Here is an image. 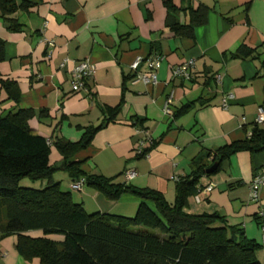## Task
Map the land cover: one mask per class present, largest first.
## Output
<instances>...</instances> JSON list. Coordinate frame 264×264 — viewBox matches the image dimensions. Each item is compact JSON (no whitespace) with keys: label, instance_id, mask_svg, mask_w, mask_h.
I'll return each instance as SVG.
<instances>
[{"label":"crops","instance_id":"obj_1","mask_svg":"<svg viewBox=\"0 0 264 264\" xmlns=\"http://www.w3.org/2000/svg\"><path fill=\"white\" fill-rule=\"evenodd\" d=\"M35 1L36 6L14 16L22 25L21 32H9L0 21L4 42L0 74L15 82L19 92L13 103L0 89V109H30L34 117L28 125L37 134L50 141L78 142L85 128L101 123L103 107H115L123 99L114 122L99 130L72 158L80 162L84 173L154 190L171 204L177 181L191 174L194 162L209 165L211 156L206 153L250 135L257 109L264 108V0H191L192 9H208L205 24L195 28L193 39L176 36L165 26L161 0ZM172 2L178 9L185 7L181 0ZM176 18L181 24L188 23L187 12L178 10ZM48 41L54 43L52 48L46 46ZM241 46L256 50L255 57L232 58ZM151 56L161 57L156 84L125 79L146 73L143 62L136 71L130 65ZM189 59L194 62L193 79H173L172 69ZM85 60L95 66L94 78L85 91L73 94L70 70ZM227 94L233 100L222 108ZM168 98L170 112L166 114ZM186 104H190L187 112L174 117ZM134 119L142 120L141 125H134ZM259 127L264 129V125ZM140 129L151 139L144 156L135 154L142 138ZM60 161L52 147L49 164ZM218 166L216 174L201 177L197 185L199 189L211 184L212 191L199 204L189 199L187 211L217 213L228 225L241 228L247 239L259 245L256 256L264 264L263 218L259 215L264 217V187L257 189V202L250 199L249 189L264 166V151H240ZM129 171L135 172L134 178H126ZM58 173L64 176L59 178ZM58 173L54 178L60 189L71 192L72 200L87 213L132 216L141 202L129 193L110 202L85 185L81 191H72L68 176ZM146 205L154 208L150 202ZM25 235L41 236L39 232ZM16 243L15 235L0 240V264H40L37 259H22Z\"/></svg>","mask_w":264,"mask_h":264},{"label":"trees","instance_id":"obj_2","mask_svg":"<svg viewBox=\"0 0 264 264\" xmlns=\"http://www.w3.org/2000/svg\"><path fill=\"white\" fill-rule=\"evenodd\" d=\"M161 1L166 9L165 26L176 36L193 39L195 28L205 24L208 9L204 6L192 9L191 0H181L185 7L180 9L172 0ZM36 5L35 0H0V21L9 32H21L22 25L14 16ZM178 10L188 13V23H179ZM255 54L256 50L241 46L231 57L247 59ZM3 60L4 42L0 39V63ZM0 89L7 100L17 103L16 83L1 74ZM120 104L103 107L101 123L85 128L78 142L50 141L37 134L28 125L34 117L30 109L9 112L0 109V240L16 235L18 255L26 262L37 259L40 264H260L256 256L259 245L247 239L241 228L228 225L217 213H189L187 206L197 193L199 179L219 171L218 166L213 174L207 175L206 170L212 164L220 165L240 151L251 154L264 151V129L254 125L243 141L206 153L211 156L209 165L194 162L191 174L177 181L170 204L154 190L86 174L80 162L72 160L99 130L114 122ZM189 108L190 104L183 105L174 117ZM133 121L134 125L142 123L139 119ZM52 147L61 157L56 165L49 164ZM58 172H64L72 184L83 180L85 186L110 202L124 193L138 197L141 202L133 217L87 213L72 200L71 192L60 189L54 178ZM24 179L32 184L40 182L42 186L21 187ZM146 202L154 208L150 209ZM28 232H39L41 236L31 238L25 235Z\"/></svg>","mask_w":264,"mask_h":264},{"label":"built area","instance_id":"obj_3","mask_svg":"<svg viewBox=\"0 0 264 264\" xmlns=\"http://www.w3.org/2000/svg\"><path fill=\"white\" fill-rule=\"evenodd\" d=\"M46 46L48 48H52L54 46V43L52 41L46 42ZM47 58L50 56V53L46 55ZM65 63L67 61H64ZM144 63L146 67L148 68V71L143 74H137L134 79L141 81L143 84H156V74L155 71L158 69L161 57L159 56H151L146 59H136L131 65L130 69L132 71H136L138 66L141 63ZM194 68V62L192 59H189L185 61L180 66H177L172 69L171 71V77L173 79H182L184 81H190L193 79L192 69ZM95 75V66L91 64L89 61H80L76 64H74L70 70V90L73 94H78L82 91H85L87 89V86L89 82L94 78ZM219 82V78L216 79ZM233 100L232 94H227L222 98L221 101V107L226 108L230 101ZM170 99L168 98L166 101V108H164V112L168 114L170 110L167 108V105L170 103ZM254 125L255 126H262L264 125V108L259 107L257 109L256 117L254 119ZM141 135V139L137 142L136 148H135V154L137 156H144V151L147 147L151 145V139L144 129H140L137 131ZM249 136V135H248ZM135 177L134 171H129L126 173L127 179H132ZM84 185L83 180H79L78 182H75L71 185L72 191H81L82 187ZM264 187V166L260 169L258 174L254 176L252 179L249 189H250V199L253 202L258 201V194L257 189ZM212 185L211 184H205L203 187H200L197 190V193L193 196V201L196 204L201 203L203 200V197L208 195L212 191ZM260 217L263 218V221L260 224V231L262 234V239L264 240V217L263 214H259Z\"/></svg>","mask_w":264,"mask_h":264},{"label":"rangeland","instance_id":"obj_4","mask_svg":"<svg viewBox=\"0 0 264 264\" xmlns=\"http://www.w3.org/2000/svg\"><path fill=\"white\" fill-rule=\"evenodd\" d=\"M59 178H62L63 176H64V174L63 173H58V175H57ZM32 185V183L29 181V180H27V179H24V180H22L21 182H20V186L21 187H33V186H31ZM38 188V187H37ZM61 190H64V187H61ZM72 196H75V192H74V194L72 195ZM135 214V213H134ZM134 214L132 215V216H124V217H133L134 216ZM16 236V235H15ZM17 238V237H16Z\"/></svg>","mask_w":264,"mask_h":264},{"label":"water","instance_id":"obj_5","mask_svg":"<svg viewBox=\"0 0 264 264\" xmlns=\"http://www.w3.org/2000/svg\"><path fill=\"white\" fill-rule=\"evenodd\" d=\"M217 167H218V163H214L210 168L206 170V174L207 175L213 174L216 171Z\"/></svg>","mask_w":264,"mask_h":264}]
</instances>
